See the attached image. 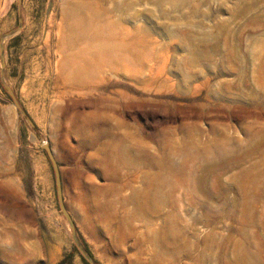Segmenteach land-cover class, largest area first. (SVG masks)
I'll list each match as a JSON object with an SVG mask.
<instances>
[{"label":"rangeland","instance_id":"obj_1","mask_svg":"<svg viewBox=\"0 0 264 264\" xmlns=\"http://www.w3.org/2000/svg\"><path fill=\"white\" fill-rule=\"evenodd\" d=\"M252 124L264 0H0V264H264V144L147 217L127 198L148 167L115 151L190 131L242 152Z\"/></svg>","mask_w":264,"mask_h":264},{"label":"bare ground","instance_id":"obj_2","mask_svg":"<svg viewBox=\"0 0 264 264\" xmlns=\"http://www.w3.org/2000/svg\"><path fill=\"white\" fill-rule=\"evenodd\" d=\"M252 127H254L253 124L246 127L249 134L248 149L242 152L241 142L232 136H228V141L232 142L234 145L232 147L236 146L237 150L231 147L233 150L230 151L226 143H219V141H215L212 148L202 147L198 143L201 138L195 139L193 135H190V131L186 133L189 135L188 138L183 140H178L175 135L172 136L173 134L169 136L160 154L151 153L146 148H142L141 151L144 153L141 152L142 155L139 153L140 156H136L133 154V147L125 149L124 143H117L115 150L117 160L128 166L144 163L148 167V170L135 178V181L141 183L142 187L132 189L133 194L127 198V201L136 205L138 215L147 217L165 204L167 197L174 194L178 185L193 183L204 188L212 172L240 166L244 160L258 151L261 144H264V127L259 124L257 132L250 131ZM190 128L191 131L195 130L199 137L202 135L198 125L195 124ZM107 155L109 163H112L115 155H112V152ZM168 187L169 190H167Z\"/></svg>","mask_w":264,"mask_h":264},{"label":"water","instance_id":"obj_3","mask_svg":"<svg viewBox=\"0 0 264 264\" xmlns=\"http://www.w3.org/2000/svg\"><path fill=\"white\" fill-rule=\"evenodd\" d=\"M7 91L8 93L11 95V97L13 98V100L15 101L16 103V106L18 108H20V105L19 103L17 102V99H16V96L13 92L12 89L10 88H7ZM41 144L43 145V147L45 148L46 150V153L52 163V167H53V170H54V175H55V183H56V190H57V196H58V199H59V202L60 204L62 205V198H61V182H60V175H59V170H58V164L57 162L55 161V159L53 158V155H52V152H51V149L49 147V144L47 141L45 140H42ZM82 250V253L85 255V258L90 260V258L87 256V254L85 253V251L81 248ZM91 261V260H90Z\"/></svg>","mask_w":264,"mask_h":264}]
</instances>
